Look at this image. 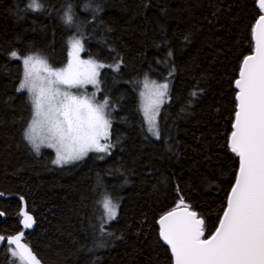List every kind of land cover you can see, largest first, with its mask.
<instances>
[{
  "label": "trees",
  "instance_id": "1",
  "mask_svg": "<svg viewBox=\"0 0 264 264\" xmlns=\"http://www.w3.org/2000/svg\"><path fill=\"white\" fill-rule=\"evenodd\" d=\"M38 2L33 10L31 0H0V264H22L7 243L20 232L43 264H174L160 218L183 200L208 238L239 171L229 147L235 80L254 51L258 0ZM75 34H83L84 56L105 64L99 96L114 109V149L105 160L92 154L58 167L51 150L37 154L25 138L32 104L11 53L40 54L62 67ZM145 77L171 83L159 138L140 107ZM105 197L119 206L109 223ZM23 203L36 221L32 231L21 224Z\"/></svg>",
  "mask_w": 264,
  "mask_h": 264
},
{
  "label": "snow or ice",
  "instance_id": "2",
  "mask_svg": "<svg viewBox=\"0 0 264 264\" xmlns=\"http://www.w3.org/2000/svg\"><path fill=\"white\" fill-rule=\"evenodd\" d=\"M264 12V0H258ZM33 10L41 7L31 0ZM71 15L66 22H71ZM254 51L243 58L235 87L237 109L232 124L229 147L239 157V171L227 199V207L219 225L205 236L204 220L181 200L176 209L159 220V235L170 247L174 264H264V14L252 29ZM70 60L66 68L53 69L38 55L23 57L24 79L19 90L27 89L34 109L32 122L25 132L26 140L39 153L41 147L53 148L57 165L83 159L89 152H107L110 121L104 103L72 94L68 89L96 85L103 64L81 60L80 40L70 42ZM13 58L20 59L16 52ZM142 92V111L148 130L159 138L156 117L164 103L168 85L151 86L146 82ZM105 141V143H101ZM108 220L116 218V205L108 197L103 200ZM182 209V210H178ZM3 215V213H0ZM23 228H31L34 221L21 210ZM23 232L8 238L15 245L14 257L22 264H40L31 250L22 243ZM0 236V242L4 241Z\"/></svg>",
  "mask_w": 264,
  "mask_h": 264
},
{
  "label": "rangeland",
  "instance_id": "3",
  "mask_svg": "<svg viewBox=\"0 0 264 264\" xmlns=\"http://www.w3.org/2000/svg\"><path fill=\"white\" fill-rule=\"evenodd\" d=\"M81 32H82L81 29H78V30H77V33H81ZM77 33H76V34H77ZM76 34L68 39V53L71 51L70 42H71L72 40H74V39H76V40H80V41H81V44L83 45V51L80 52V59H81V60H92V61H95V62H97V63H99V64H103L104 67H105V64H104L103 62H101V61H99V60H96L95 58H92V57H89V56H84L85 43H84V37H83V34H78V35H76ZM30 55H38V56H40V57L46 59L47 62H48V64H49V66L52 67L53 69L66 68L67 65H68V62H69V60H70V56H69L68 61H67V63H66L64 66H62V67H54V66H52V64L49 62V60H48L45 56L40 55V54H30ZM18 56H20V55H18ZM26 56H28V55H26ZM26 56H20V57H21L20 59H16V58H13V57H12V58H13V59H16V60H20L21 63H22V65H23L22 59H23V57H26ZM104 67H103V68H104ZM23 68H24V66H23ZM103 68H100V69L98 70V71H99V75H98V77H97V81H98V83H97L96 85L88 84V85H86V86H84V87H81V88H71V89H68V91H70V92H71L72 94H74V95H78V96H87V97H89V98H92V97H93V94H94V102H95V103H104V101H107V106H106V108H105V113H106L107 118H108L109 121H110V124H112V121H113V114H112V113H113L114 109L111 107V104L108 102L107 99H105V98L102 99V98H100V96H99V94H100V92H101L100 73H101V70H102ZM23 79H24V78H23ZM146 82L149 84V86H151L152 82H155L156 84H164V83H167V85H168L167 95L164 97V103H162V104L160 105V108H159V113H160L161 108L163 107V105H164V104L168 101V99H169V92H170V89H171V83L168 82V81H163V82H161V81H157V80L151 79V78H149V77H145V78H143V79L141 80V84H140L139 89H138V94H139V101H140L141 111H142V103H143V97L141 96V93L147 91V89L145 88V83H146ZM22 91L28 93V95H29V97H30V100H31L32 111H33V115H34L33 103H32V99H31L30 94H29V92L27 91V89H24V90H22ZM142 113H143V111H142ZM159 113H158V115H157V117H156L157 127H158ZM143 115H144V114H143ZM32 119H33V116H32ZM145 121H146V120H145ZM31 122H32V120H31ZM31 122H30V124H31ZM30 124H29V126H30ZM146 124H147V122H146ZM29 126H28V127H29ZM147 126H148V124H147ZM27 129H28V128H27ZM158 130H159V127H158ZM110 132H111V127H110V129H109V133H110ZM150 133H151V132H150ZM151 135H152L154 138H157V136L153 135L152 133H151ZM28 143H29V142H28ZM101 143H105V141H101ZM107 143H109V144L111 145V146L109 147V149H108L107 152H102V153H101V152H89V153L87 154V156H85V157H84L83 159H81V160H77V161H75V162L68 163V164H62V165H57V164H55V163H54V164H55L56 166H58V167H63V166L71 165V164H74V163H78V162L83 161L84 159H86L88 156H90V155H92V154L97 155L98 158L101 159V160H105L106 158L109 157V155L111 154L112 150L114 149V143L112 142V140H111V138H110V135H109V140L107 141ZM29 144H30V143H29ZM30 146L32 147L31 144H30ZM32 148H33V147H32ZM44 149L51 150V151L54 153V160H55V158H56V152H55V150H54L53 148H48V147H43V146H42L41 149H40V151H39V153H41V151L44 150ZM33 150H34V149H33ZM34 151H35V150H34ZM35 152H36V151H35ZM36 153H37V152H36ZM39 153H37V154H39ZM113 203L116 205V217H117L119 206H118V204H117L116 202L113 201ZM105 216H106V215H105ZM114 220H115V219H114ZM111 221H113V220H108V218H107V216H106V222L109 223V222H111Z\"/></svg>",
  "mask_w": 264,
  "mask_h": 264
},
{
  "label": "water",
  "instance_id": "4",
  "mask_svg": "<svg viewBox=\"0 0 264 264\" xmlns=\"http://www.w3.org/2000/svg\"><path fill=\"white\" fill-rule=\"evenodd\" d=\"M259 7V6H258ZM262 14H264V12H262ZM253 42H254V39H253ZM254 47H255V42H254ZM236 90H237V93H238V89L236 88ZM5 197V195L3 194V193H1L0 192V199H2V198H4ZM22 210H25V211H27L28 212V214L29 215H31L32 216V218H33V221H34V223H33V225H32V227L31 228H28V229H25V228H23L24 230H26V231H32V230H34L35 228H36V221H35V218H34V216L28 211V209H27V207H26V205L23 203V207H22ZM178 210H182V209H178ZM188 210H190V211H192L191 209H189L188 208ZM0 213H3L2 211H0ZM165 215H167V213L165 214ZM164 216V215H163ZM197 216H198V214H197ZM5 219H6V215L3 213V215H0V226L2 225V223L5 221ZM23 219V218H22ZM202 219V218H201ZM22 221V220H21ZM22 224V223H21ZM22 227H23V225H22ZM159 230H160V225H159ZM0 236H2L1 235V233H0ZM9 238V237H8ZM8 238H7V240H8ZM23 238H24V235H23ZM22 243H24L30 250H31V252L35 255V257L39 260V262H40V264H43L42 262H41V260L36 256V254L32 251V249H31V247L29 246V245H27L25 242H24V240L22 239ZM165 243V242H164ZM4 246H5V239H4V241L3 242H0V255H1V253H2V251H3V249H4ZM14 247H15V245H13ZM170 248V247H169ZM174 259V258H173Z\"/></svg>",
  "mask_w": 264,
  "mask_h": 264
}]
</instances>
